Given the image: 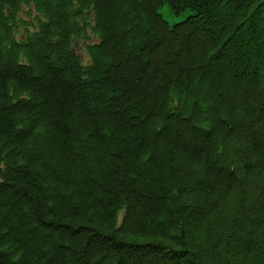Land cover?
Instances as JSON below:
<instances>
[{"label": "trees", "instance_id": "trees-1", "mask_svg": "<svg viewBox=\"0 0 264 264\" xmlns=\"http://www.w3.org/2000/svg\"><path fill=\"white\" fill-rule=\"evenodd\" d=\"M0 264H264V0H0Z\"/></svg>", "mask_w": 264, "mask_h": 264}, {"label": "rangeland", "instance_id": "rangeland-1", "mask_svg": "<svg viewBox=\"0 0 264 264\" xmlns=\"http://www.w3.org/2000/svg\"><path fill=\"white\" fill-rule=\"evenodd\" d=\"M159 13L163 17V19L169 24V26H173L176 23L183 21L189 14V11L183 12L180 15H175L171 12L169 7L165 4L159 9Z\"/></svg>", "mask_w": 264, "mask_h": 264}]
</instances>
